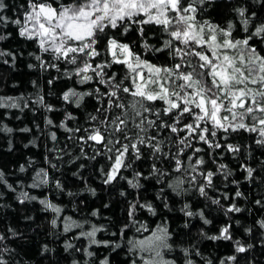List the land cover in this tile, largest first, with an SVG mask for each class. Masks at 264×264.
I'll return each mask as SVG.
<instances>
[{"label": "snow or ice", "instance_id": "snow-or-ice-1", "mask_svg": "<svg viewBox=\"0 0 264 264\" xmlns=\"http://www.w3.org/2000/svg\"><path fill=\"white\" fill-rule=\"evenodd\" d=\"M212 3L213 0H27L26 7L21 5L22 18L11 19L5 15L8 5L5 0H0V30L9 24L15 25L19 38L36 45L38 52L29 53V56L38 65L29 64V68L38 66L44 71L52 68L59 73L64 66L61 76L47 81L49 85L61 77H76V82L81 85L95 82L103 86V90L98 86L83 92L68 88L61 99L75 104L77 108L85 97L97 100L99 107L95 108V112L103 118L89 114L87 119L95 123L84 128L86 136L79 139L104 148L103 153L96 151V155H104L110 161L107 169L103 166L99 169L104 185L126 180L131 188L139 189L142 187L141 178L146 182L155 179L161 183L168 172L157 165L174 162L173 171L182 173L186 179H178L167 187L177 196L196 193L206 201L210 200L211 204L220 206L224 215L228 216L229 213H241L244 209L235 202L225 208L220 199L209 197L208 190H216L214 177L222 176L224 181H228L232 170L223 163H219L215 171L202 170L206 161L198 154L203 149L194 147L192 141L207 146L213 163H216L213 155L216 149H226L234 156L242 152L240 144L227 143L233 133H257L255 144L264 147V55L257 49L258 44H264V19L257 11L251 10L253 5L264 9V0H248L246 5L234 7L235 19L224 26L198 18ZM149 25L158 29L160 37H167L160 46L147 42L145 26ZM237 25L238 30L244 33L240 38L233 35ZM132 31L138 33V40L144 41L142 48L145 53L153 56L160 54L166 63L158 65L143 59L141 53L133 50L132 44L122 42ZM11 35V32L0 31V42L8 40ZM18 55L22 57L23 52ZM5 56L12 58L14 66L17 53L0 50V57ZM44 56L51 60H45ZM2 62L9 63L8 60ZM113 66H122V75L111 71ZM32 83L36 85V81ZM29 99L31 97L25 99L22 95L0 96V109L23 111L29 107ZM158 102L162 106L158 107ZM33 103L48 112L55 111L51 105L44 103L43 95L38 94ZM73 119L75 117L71 113L65 117V120ZM249 120L252 122L248 123ZM46 123L52 125L53 121L48 119ZM60 127L73 131L65 121H61ZM12 131L7 125L0 124V132ZM162 132L168 134L161 136ZM51 139H57L55 133L51 134ZM189 149H192V154L186 155ZM244 151L248 152L247 146ZM96 155L90 159H95ZM145 156L152 161L147 175L136 170H133L132 178L123 175V171L132 169L135 162ZM184 156L186 161L182 159ZM193 157L197 158L193 160ZM51 167L56 168V165ZM241 168L246 173L245 180L256 179V169L247 165H241ZM20 171H25L23 165ZM49 182L48 172L42 168L35 173L29 187L39 188ZM0 183L16 191L7 184L3 172H0ZM231 183L237 185L233 200L244 198V193L239 190V181L232 180ZM185 184L188 186L185 187ZM55 187L63 191L59 181L55 182ZM90 191L96 194L95 189ZM119 194L126 196L123 191ZM17 199L23 204L38 198L21 191ZM157 199L161 201V211L172 210L167 196L158 195ZM224 199H229L227 194ZM39 203L56 214L50 223L53 228L59 227L62 209L47 198L40 199ZM255 204L264 207L260 199ZM138 209H144L152 216L157 215L156 206L140 203L137 196L134 202H129L128 222L119 229L118 238L111 240L96 238L97 233L106 231L102 226L93 224L89 230H83L84 224L72 217H64L61 220L63 233H69L74 228L81 229L76 239L87 241L84 248L66 242L65 251L83 252L91 258L95 253L89 249L95 245L110 249L116 257L120 254L117 249L126 250L127 259L123 264H137L138 261L139 264H176L174 259L167 257L175 250L167 220L150 231L146 224L136 219ZM180 211L189 218L199 216L206 225L211 223L203 209L194 212L188 203H184ZM92 215L97 216L98 210H94ZM236 223L239 224V221ZM257 223L264 230V220ZM183 227H188L187 221ZM231 227V224L222 226L217 235H207L201 230L200 236L210 241H232L236 254L248 252L253 245L245 246L240 240H233ZM129 230L140 234L150 231V235L142 239H126ZM9 231L13 237L23 238L15 230ZM252 231L251 228L245 229L249 234ZM112 236L117 237V233L113 232ZM5 240L6 237L0 234V264H9L5 254L13 251L3 244ZM47 250L45 245L44 251ZM180 251L184 254V264H194L191 259L193 251L197 256L201 255L195 246ZM72 264L80 262L74 259ZM99 264H111V261L106 256L99 260ZM207 264H212L211 260ZM219 264H237V255L222 258Z\"/></svg>", "mask_w": 264, "mask_h": 264}, {"label": "trees", "instance_id": "trees-1", "mask_svg": "<svg viewBox=\"0 0 264 264\" xmlns=\"http://www.w3.org/2000/svg\"><path fill=\"white\" fill-rule=\"evenodd\" d=\"M5 3L8 5L5 15L11 19L21 16L23 11L21 5L27 6V0H5ZM247 3L248 0H213L211 6L207 7L206 12L198 18L224 26L229 20L235 19L232 9ZM251 10L257 11L259 17L264 19V9L253 5ZM238 29L239 25L233 35L240 38L244 33ZM0 31L12 33L8 40L0 42V50L17 53L14 66L10 56L0 57V96L19 97L22 95L25 99L31 97L29 107L24 108L23 111L0 109V117H2L0 124L13 129L11 133L0 132V172H3L7 184L16 189L13 192L4 183H0V206H2L0 207V234L6 237L3 244L13 250L5 254L9 264H72L74 259L80 264H84L85 261L88 264H99V260L106 256L109 257L111 264H123L127 259L126 250L117 249L116 251L120 254L116 257L115 252H111L110 249L97 248L93 245L89 251L94 252L95 255L91 258L83 252L65 251L66 242L73 243L77 248H84L87 246V241L84 238L76 239L81 229L74 228L69 233H63L61 220L64 217H72L73 220L84 224L83 230H89L93 224L98 227L102 226L106 231L97 233L98 240L117 239L119 229L128 222L129 202H134L137 196L140 203H152L157 207L156 216H152L144 209L137 210L136 219L146 224L150 231L157 224L167 220L169 231L172 233L171 242L175 249L172 253L167 254V257L174 259L176 264H184V254L180 249H191L192 246H195L201 253L197 256L193 251L191 259L194 264H207L209 260L212 264H219L220 259L234 254L237 255V264H264V243H262L264 230L257 223V221L264 220V207L255 204L257 199L264 202V182H261L264 181V147L255 144V140L258 138L257 133L242 131L239 135L231 134L227 143L240 144L242 152L234 156L226 149H216L213 153L216 163H213L209 158L210 150L206 145L196 140L192 141L194 147L203 149L198 154V156H203L206 161L202 170L215 171L219 163L226 164L232 170L228 181H224L222 176L214 177L216 190L209 189V197L220 199L225 208L235 202L244 209L241 213H229L228 216H225L220 206L211 204L210 200L206 201L196 193L177 196L167 185L178 179H186V177L182 173L173 171L174 162L157 165L168 172V175L162 178L161 183H157L155 179L146 182L141 178L139 182L142 187L139 189L131 188L126 180L104 185L99 169L102 166L107 169L110 161L104 155H96L97 150L103 153L104 148L94 142H85L79 139L81 136H86L83 129L95 123L87 119L89 114L101 115L95 112V108L99 107V104L94 97H85L82 105L77 108L75 104L61 99L62 93L68 88H75L77 91L83 92L98 86L103 90V86L97 85L95 82L81 85L76 82V77L72 79L61 77L49 85L47 81L53 77L61 76L64 66L61 67L59 73L52 68L47 71L41 70L38 66L29 68V64L38 65V62L29 56V53L38 52L36 45L31 42L26 43L19 38L15 25L9 24L7 28ZM145 32L147 42L152 45L160 46L162 40L167 38L166 36L160 37L158 29L151 25L145 26ZM137 37L138 33L132 31L123 38L122 42L132 44L133 50L141 53L143 59L158 65L166 63L160 54L153 56L150 53H145L142 48L144 41L138 40ZM257 49L261 55H264V44H258ZM20 52H23L22 57L18 55ZM44 59L51 60L48 56H44ZM3 60H8L9 63L4 64ZM111 71L122 75L123 67L113 66ZM33 81H36L35 86ZM38 94L43 95L44 103L51 105L55 111L48 112L41 105L33 103ZM157 106H162L161 102H158ZM68 113H71L75 119L65 120ZM101 118H103L102 115ZM48 119L53 121L52 125L46 123ZM61 121H65L67 127L73 131H66L60 127ZM251 122V120L248 121V123ZM24 128L30 129V131H20ZM76 128H80L81 131H74ZM52 133L56 134L55 141L51 139ZM167 134L162 132L160 135ZM181 135H186V133ZM221 143H223L222 140ZM246 146L247 153L244 151ZM191 154L192 149H189L186 155ZM93 155H96V158L90 159ZM196 158L193 157V160ZM182 159L186 161V156ZM52 164H55L56 168L51 167ZM151 164L152 161L145 156L142 160L136 161L132 169L123 171V175L132 178L133 170L142 171L147 175ZM22 165L25 168L23 172L20 171ZM241 165L256 169L254 174L256 179L245 180L246 173ZM42 168L48 172L49 184L39 188L29 187L33 183L35 173ZM232 180L239 181V190L244 193V198L233 200L237 185L231 183ZM56 181L63 185V191L55 187ZM90 189H95L96 194L93 195ZM161 189H163V193H161ZM21 191H26L38 199L21 204L17 199ZM121 191L125 192L126 196H121L119 194ZM225 194L229 199H224ZM158 195L168 197L171 211L166 209L161 211L162 204L157 199ZM45 198L62 209L60 220H58L59 227L53 228L50 223L56 214L51 210H46L39 203L40 199ZM184 203L190 204L191 210L194 212L203 209L205 217L211 223L204 224L199 216L191 218L184 216L180 211ZM94 210H98L97 216L92 215ZM186 221L187 228L183 227ZM236 221H239V224ZM227 224L232 225L233 240H240L245 246L253 245L248 252L236 254L232 241H210L200 236L201 230L207 235H217L220 228ZM247 228L253 230L251 234L245 232ZM10 229L21 234L23 238L13 237L10 234ZM150 231L140 234L129 230L126 233V239H142L150 235ZM113 232L117 233V237L112 236ZM45 245H47V251H44Z\"/></svg>", "mask_w": 264, "mask_h": 264}]
</instances>
